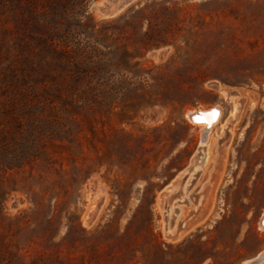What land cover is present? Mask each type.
I'll use <instances>...</instances> for the list:
<instances>
[{
    "label": "rangeland",
    "instance_id": "374dc122",
    "mask_svg": "<svg viewBox=\"0 0 264 264\" xmlns=\"http://www.w3.org/2000/svg\"><path fill=\"white\" fill-rule=\"evenodd\" d=\"M263 210L264 0H0V264H244Z\"/></svg>",
    "mask_w": 264,
    "mask_h": 264
},
{
    "label": "bare ground",
    "instance_id": "6f19581e",
    "mask_svg": "<svg viewBox=\"0 0 264 264\" xmlns=\"http://www.w3.org/2000/svg\"><path fill=\"white\" fill-rule=\"evenodd\" d=\"M221 111L218 106H212L209 108H199L195 110H191L187 113L188 118L191 120L193 124L199 126L200 130L203 132L202 142L205 140V136H208V131L213 127V125L219 120ZM183 172L178 174V177L181 176ZM212 177V176H211ZM214 177V176H213ZM168 189V186L166 187ZM259 227L264 229V210L259 218ZM264 255V251L260 253L257 257L259 262ZM249 261V260H248ZM244 264H247V262Z\"/></svg>",
    "mask_w": 264,
    "mask_h": 264
},
{
    "label": "water",
    "instance_id": "95a60500",
    "mask_svg": "<svg viewBox=\"0 0 264 264\" xmlns=\"http://www.w3.org/2000/svg\"><path fill=\"white\" fill-rule=\"evenodd\" d=\"M257 260H258V257L253 258V259H250V260L247 262V264H255V263L257 262Z\"/></svg>",
    "mask_w": 264,
    "mask_h": 264
}]
</instances>
